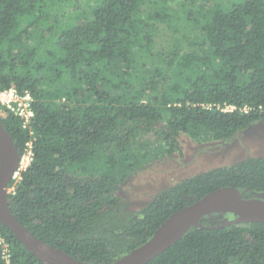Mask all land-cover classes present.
I'll use <instances>...</instances> for the list:
<instances>
[{
    "label": "trees",
    "instance_id": "16d2710c",
    "mask_svg": "<svg viewBox=\"0 0 264 264\" xmlns=\"http://www.w3.org/2000/svg\"><path fill=\"white\" fill-rule=\"evenodd\" d=\"M0 87L29 93L33 112L25 128L0 117L20 158L32 147L9 209L77 260L112 264L223 187L264 199V157L198 173L138 211L116 197L181 135L230 142L264 122V0H0ZM231 218H202L147 264H264V224L214 228ZM0 238V264H41L1 225Z\"/></svg>",
    "mask_w": 264,
    "mask_h": 264
},
{
    "label": "water",
    "instance_id": "95a60500",
    "mask_svg": "<svg viewBox=\"0 0 264 264\" xmlns=\"http://www.w3.org/2000/svg\"><path fill=\"white\" fill-rule=\"evenodd\" d=\"M19 161L18 149L0 121V225L7 228L41 264H90L40 240L13 216L8 205V186L17 171ZM220 213L230 214L232 218L214 227L215 229L240 224H264V199H245L234 187L212 191L171 214L148 241L112 264H147L180 241L189 228L204 229L200 224L202 218Z\"/></svg>",
    "mask_w": 264,
    "mask_h": 264
},
{
    "label": "rangeland",
    "instance_id": "374dc122",
    "mask_svg": "<svg viewBox=\"0 0 264 264\" xmlns=\"http://www.w3.org/2000/svg\"><path fill=\"white\" fill-rule=\"evenodd\" d=\"M149 152L163 149L150 140ZM249 157H264V122L252 125L230 142L196 141L181 135L173 157L161 153L144 165L119 188L116 197L129 211H138L154 196L182 180L213 168L234 164ZM14 181V185L18 182ZM13 188L8 189V194Z\"/></svg>",
    "mask_w": 264,
    "mask_h": 264
},
{
    "label": "built area",
    "instance_id": "2783aa9c",
    "mask_svg": "<svg viewBox=\"0 0 264 264\" xmlns=\"http://www.w3.org/2000/svg\"><path fill=\"white\" fill-rule=\"evenodd\" d=\"M32 99L29 93L25 92L20 94L15 89H3L0 87V117H4L5 114H11L23 120V127H27L33 118V112L31 109ZM232 109V108H228ZM32 160V147L30 143L26 144L24 154L20 158L17 171L14 173L13 180L20 179V174L26 171ZM0 243L3 244V239L0 238ZM5 245L3 256L8 262L9 249L8 245Z\"/></svg>",
    "mask_w": 264,
    "mask_h": 264
}]
</instances>
